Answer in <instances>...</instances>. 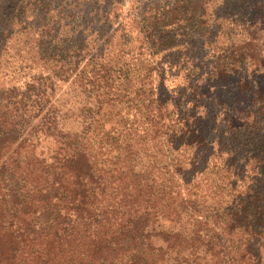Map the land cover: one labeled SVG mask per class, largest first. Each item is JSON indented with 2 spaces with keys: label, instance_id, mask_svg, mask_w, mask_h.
<instances>
[{
  "label": "trees",
  "instance_id": "obj_1",
  "mask_svg": "<svg viewBox=\"0 0 264 264\" xmlns=\"http://www.w3.org/2000/svg\"><path fill=\"white\" fill-rule=\"evenodd\" d=\"M165 5L139 14L130 29L141 25L143 34L136 44L122 40L111 59L101 49L80 65L87 45L71 52L40 39L49 74L37 88L52 90L53 80L69 76L83 101L30 98L29 120H37L27 132L28 112L0 110V264H204L182 255L189 249L209 255L205 264H264V72L238 81L250 88L248 113L221 119L190 113L202 91L184 76L177 85L193 99L173 121L178 104L149 98L142 73L152 59L176 56L180 33L160 24L188 25L198 9L185 0ZM255 13L239 21L246 38L213 59L208 85L228 60L260 71L250 26L264 35V8ZM170 93L167 100L176 98ZM122 104L124 113L116 109ZM39 135L58 145L49 156L36 153Z\"/></svg>",
  "mask_w": 264,
  "mask_h": 264
},
{
  "label": "rangeland",
  "instance_id": "obj_2",
  "mask_svg": "<svg viewBox=\"0 0 264 264\" xmlns=\"http://www.w3.org/2000/svg\"><path fill=\"white\" fill-rule=\"evenodd\" d=\"M167 1L0 0V110L11 109L13 114L28 112L23 115L27 118L28 126L24 131L27 132L37 120H29L30 98H52L55 104L63 101H83L76 95L77 90H73L69 76L53 80L55 86L52 90H46L45 86L37 88L38 84L47 80L49 74L47 65L39 58L42 48L40 39L49 40L53 45L64 43V47L70 48L71 52L87 45L86 52L82 54L85 55L84 59H80V65H83L91 54L101 49H104V54H108L107 58L111 59L113 53L119 50L122 40L136 44V33L143 34L141 25H137L133 31L130 29L138 20L137 16L150 8H159L163 11ZM189 1L197 2L196 9H198L190 24L186 25L178 21L170 25L161 23L159 26L161 31L171 27L180 33L175 38L177 44L173 46L176 56L161 61L152 59L145 74L142 73L141 85L146 90L151 88L152 94L149 98H155L159 105L170 108L174 101L178 104L171 116L173 121L183 120L181 105L184 103L189 105L193 99L187 98L185 96L187 91L183 94L185 89L177 85L182 82L184 76L192 79L194 88H198L200 84L199 88L202 91L197 107L190 110L192 115H207L219 119L241 117L248 113V102L253 98H246L250 88L249 90L242 88L238 81L260 77L264 72V35L260 32L255 34L256 28L250 26V29H253L250 41L258 43L257 48L261 50L262 62L258 65L260 71L254 70L246 60L240 62L228 60L224 73L217 82L208 85L211 79L206 81L205 77L211 73L210 69L214 66L213 59L226 55L227 50L246 38L245 33L242 34L237 29L239 21L245 15L249 18L256 16L255 10L258 6L264 8V0H185V2ZM148 49L151 50L150 47ZM148 51L145 49L144 54ZM198 62L204 64L203 70L196 68ZM165 69L167 72H164ZM196 78H201L202 81L198 83ZM151 81L153 82L150 83ZM201 84L207 86L204 88ZM173 88L176 98L167 100ZM228 88L233 89L231 96L222 98L227 96ZM239 90L241 91L238 92ZM81 106L78 105V110ZM15 108L19 109L14 111ZM124 108V104L116 107L120 113L125 112ZM73 126L74 124L69 120L67 127ZM57 146L53 137L39 135L35 150L36 153L44 152V156H49L47 152ZM160 147L161 145L156 149ZM144 163L143 159L140 160L136 163V168H141ZM162 164L163 162L159 166L161 167ZM260 171L264 174V163L260 165ZM234 178L236 185L239 186V177ZM165 222L168 224L167 221ZM200 250L194 251L193 256L190 249L184 250L182 255L186 254L187 259L198 257L197 262L205 264L209 255L204 258Z\"/></svg>",
  "mask_w": 264,
  "mask_h": 264
}]
</instances>
